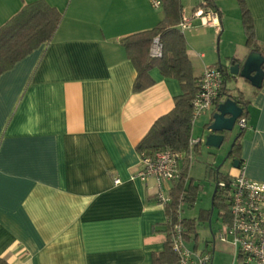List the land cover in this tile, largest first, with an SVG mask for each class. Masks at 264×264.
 <instances>
[{
	"label": "crops",
	"instance_id": "0c3cea01",
	"mask_svg": "<svg viewBox=\"0 0 264 264\" xmlns=\"http://www.w3.org/2000/svg\"><path fill=\"white\" fill-rule=\"evenodd\" d=\"M34 1L0 0V27ZM44 1L62 13L54 36L0 73V264H153L152 255L164 248L167 218L156 199L157 180L137 176L136 145L173 108L182 89L154 67L149 71L154 83L133 91L136 70L120 40L153 28L163 9L147 0ZM181 1L190 20L183 34L193 76L198 80L215 64L227 68L225 92L248 102L235 158L244 163L247 178L264 182V79L255 88L228 71L232 58L241 63L251 51L240 9L230 16L213 0L218 22L204 25L192 14L207 0ZM244 1L264 56V0ZM220 102L197 118L190 137L203 139L200 128L206 130ZM200 144L181 159L180 168L186 156L191 162L193 150L200 152ZM206 147L214 155L216 148ZM217 160L204 161V174L206 166L224 173ZM238 165L224 174L235 175ZM187 176L200 190L183 211L200 196L203 202L209 184L193 177L190 166ZM176 182L163 184L164 192L170 194ZM209 187V205H199L197 216L209 223L211 237L197 249L201 240L190 235L192 250L211 253V264L217 251L230 253L231 264H243L232 244L217 238L213 181ZM189 218L197 225L196 216ZM217 220L221 226L218 213Z\"/></svg>",
	"mask_w": 264,
	"mask_h": 264
},
{
	"label": "trees",
	"instance_id": "16d2710c",
	"mask_svg": "<svg viewBox=\"0 0 264 264\" xmlns=\"http://www.w3.org/2000/svg\"><path fill=\"white\" fill-rule=\"evenodd\" d=\"M241 13V23L246 38V45L251 50L260 52L255 45V31L253 19L244 0H238ZM204 10L216 6L213 0H207L201 5ZM163 17L151 29L128 35L120 40L126 54L136 70V78L133 83V91H141L154 83L149 71L156 67L161 75L176 79L182 89V93L174 97V106L166 114L157 118L148 132L137 143L136 149L140 153H151L155 150L171 149L175 152L188 151V140L191 136V111L192 100L198 91V80L193 76L192 64L187 54V43L182 31L177 27L183 15L181 0H162ZM62 19V13L49 6L44 0H37L26 4L22 9L0 27V73L9 69L13 64L37 48L42 43L49 42ZM155 37H159L162 45L160 57L150 56V48ZM235 61L234 58H232ZM223 71L224 82L227 68L219 65ZM264 69V64L262 66ZM223 93L234 99L240 106L242 113L240 118L248 115L247 104L242 98ZM245 128L239 129L235 135L234 143L230 147L228 157L236 159L240 148V138ZM187 155V154H186ZM238 159V158H237ZM190 161L187 156L180 168V178L171 188V202L164 205L166 222L162 230L166 233L164 248L152 255L153 264H178L177 258L171 250L167 233L175 223V209L178 205L179 194H184L185 203L192 205L200 190L198 185H193L188 179ZM205 177L214 183L213 207L217 208L218 215L224 222L228 221L227 213V189L230 182L228 174L219 172L218 168L205 167ZM225 183V187L220 186ZM184 238L196 235V221L190 218H182Z\"/></svg>",
	"mask_w": 264,
	"mask_h": 264
},
{
	"label": "built area",
	"instance_id": "2783aa9c",
	"mask_svg": "<svg viewBox=\"0 0 264 264\" xmlns=\"http://www.w3.org/2000/svg\"><path fill=\"white\" fill-rule=\"evenodd\" d=\"M153 8H162V0H147ZM199 17L204 25L218 22V14L213 9L204 10L197 7L192 14ZM189 19L182 15L177 27L184 31L189 26ZM162 45L159 37H155L151 44L150 56L160 57ZM225 82L223 71L215 64L205 67L198 79V91L192 100L190 123L193 126L197 118L206 110L224 100L223 93ZM237 125L240 129L246 127V119L238 118ZM202 138L188 140L187 152H175L171 149L155 150L151 153H140L141 169L137 176L141 180L153 177L159 184L156 194L157 201L162 205L171 202V195L166 194L163 184L177 181L180 178V161L190 152L192 147L202 142ZM245 165L240 162L235 175L229 174L230 182L227 189L228 221L222 222L217 238L227 241L235 249V257L242 260L243 264H264V182L247 178L244 174ZM115 183L119 180L115 179ZM225 187L224 182L219 183ZM185 205L184 194L180 193L178 205L175 209V223L167 233L171 250L175 254L178 264H211L212 255L209 252L197 253L190 249L184 238V227L181 224L182 211Z\"/></svg>",
	"mask_w": 264,
	"mask_h": 264
},
{
	"label": "rangeland",
	"instance_id": "374dc122",
	"mask_svg": "<svg viewBox=\"0 0 264 264\" xmlns=\"http://www.w3.org/2000/svg\"><path fill=\"white\" fill-rule=\"evenodd\" d=\"M217 2H220V4L225 7L226 12L228 13V15L232 16L233 13H236V10H238V8L240 9L239 6V2L238 0H214ZM233 22V21H232ZM218 49H219V45H218ZM219 53V52H218ZM204 128H200V132H199V137H201L202 135H205L206 130H204V132H202ZM239 132V127L238 125H234L233 129L229 132L226 133V137L222 143V145L218 148L215 149V153L214 155L211 154L210 152H207L206 149L208 147H206L203 143L200 144V152H196L193 150V154L194 157L191 159L190 162V170L192 172V176L193 177H199L202 182L205 184V181L207 183L210 184L211 180L210 179H206L205 174L203 172V166H204V161H208L214 157L217 156L218 160V164L217 165H221V170L224 173H228V171L231 168V157H226L227 152L230 149V144L232 142L233 137ZM212 161V160H211ZM209 184H206V187L204 188V194L202 195V200L203 202L201 203L200 198L198 199L197 204L193 207V208H185V210L183 211V215L187 216V218L192 217L193 215L197 217L198 219V213H199V205H209V199L211 197L212 194V189L209 187ZM218 209L214 208V213L212 216V226L213 228H219L220 227V221L217 220V213H218ZM196 233L198 234V239L201 240V242H198V248H202L204 246V242L208 241L209 238L211 237V233L209 230V223L206 220L203 219H198L197 220V225H196ZM192 235V234H191ZM190 239V238H189ZM189 239H185V242L187 244L188 247H190V249H193V245L194 242L192 240ZM226 242H230L229 239H227ZM232 263V256L230 253H222L217 251L215 253V257L213 260L212 264H231Z\"/></svg>",
	"mask_w": 264,
	"mask_h": 264
},
{
	"label": "water",
	"instance_id": "95a60500",
	"mask_svg": "<svg viewBox=\"0 0 264 264\" xmlns=\"http://www.w3.org/2000/svg\"><path fill=\"white\" fill-rule=\"evenodd\" d=\"M263 64L264 56L258 51L251 50L243 62L231 61L228 65V71L232 77H240L247 80L253 87L260 88L264 79ZM241 113L242 110L238 103L230 96H227L226 99L216 106L211 122L206 127L207 133L201 143L218 149L225 139V133L233 129ZM234 139L231 145L234 143ZM229 153L230 149L225 158L229 156ZM238 163L239 160L237 159L232 162L234 166H237ZM211 201H213V195ZM212 208L213 204H211Z\"/></svg>",
	"mask_w": 264,
	"mask_h": 264
}]
</instances>
